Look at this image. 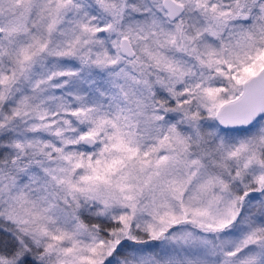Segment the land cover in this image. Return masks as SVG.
I'll use <instances>...</instances> for the list:
<instances>
[{
  "label": "snow or ice",
  "instance_id": "snow-or-ice-1",
  "mask_svg": "<svg viewBox=\"0 0 264 264\" xmlns=\"http://www.w3.org/2000/svg\"><path fill=\"white\" fill-rule=\"evenodd\" d=\"M0 264H264V0H0Z\"/></svg>",
  "mask_w": 264,
  "mask_h": 264
}]
</instances>
